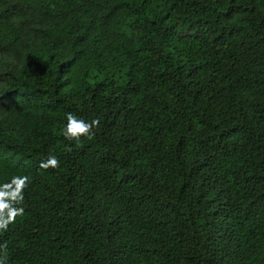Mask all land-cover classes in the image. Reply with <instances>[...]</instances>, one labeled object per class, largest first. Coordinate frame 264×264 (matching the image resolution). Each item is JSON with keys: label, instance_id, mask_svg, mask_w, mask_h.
<instances>
[{"label": "trees", "instance_id": "1", "mask_svg": "<svg viewBox=\"0 0 264 264\" xmlns=\"http://www.w3.org/2000/svg\"><path fill=\"white\" fill-rule=\"evenodd\" d=\"M18 176L4 264H264V0H0Z\"/></svg>", "mask_w": 264, "mask_h": 264}, {"label": "clouds", "instance_id": "2", "mask_svg": "<svg viewBox=\"0 0 264 264\" xmlns=\"http://www.w3.org/2000/svg\"><path fill=\"white\" fill-rule=\"evenodd\" d=\"M99 125L98 119H93L91 122H87L84 119H77V117L71 113L67 116V124L65 125L64 135L66 138L73 140H79L82 136L90 137L92 135V129ZM60 161L55 155H50L45 161L41 162L42 168H57ZM29 182L28 176L13 177L10 183L4 184L0 187V229L6 230L9 223L12 222L17 215H21L24 211L22 207H14V203L22 202L23 189ZM7 210L5 213L4 210ZM0 264H4L3 260H0Z\"/></svg>", "mask_w": 264, "mask_h": 264}]
</instances>
